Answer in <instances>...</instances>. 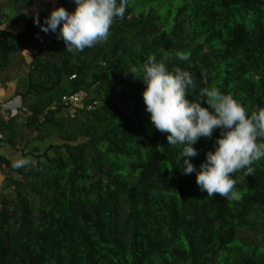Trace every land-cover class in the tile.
Here are the masks:
<instances>
[{
	"label": "trees",
	"instance_id": "trees-1",
	"mask_svg": "<svg viewBox=\"0 0 264 264\" xmlns=\"http://www.w3.org/2000/svg\"><path fill=\"white\" fill-rule=\"evenodd\" d=\"M48 1L0 0V83L24 65L27 86L16 93L23 126L36 140L61 141L21 151L35 167L13 169L0 154V167L20 177L0 191V264H264V235L241 234L264 220V158L254 175L233 174L241 200L207 197L196 173L183 172L184 145L169 146V134L151 124L146 86L129 72L142 77L155 55L169 71L192 75L188 99L216 87L250 115L264 107V0H128L107 42L83 52L65 50L56 33L34 23L50 16L34 11ZM62 5L75 11L74 0ZM21 15L23 30L7 28ZM81 92L82 107L63 103ZM18 113H0L3 133L14 130ZM219 137L217 129L194 145L197 171Z\"/></svg>",
	"mask_w": 264,
	"mask_h": 264
},
{
	"label": "clouds",
	"instance_id": "clouds-1",
	"mask_svg": "<svg viewBox=\"0 0 264 264\" xmlns=\"http://www.w3.org/2000/svg\"><path fill=\"white\" fill-rule=\"evenodd\" d=\"M75 11L70 13L59 7L51 11L44 24L37 16L34 23L44 33H56L67 51L83 52L96 44L106 43L110 29L116 18L123 19L128 0H74ZM181 61H187L189 55L178 52ZM142 77L138 70L131 72L146 86L143 100L150 122L160 133H168L169 146L184 145L181 157L184 160L185 174L196 173V183L207 197L216 195L228 200L239 201L242 198L236 189L234 173L245 170L244 176L254 175L253 165L264 158V107H258L249 115L246 108L218 88H204L200 96L205 99H188V89L194 87V80L188 71L176 67L169 71L166 64L157 61L151 55L144 62ZM199 101H206L209 107H202ZM212 109L213 111L209 110ZM220 137L215 141V151L206 153V160L199 171L191 163V158L199 155L194 145L201 139H211L215 130ZM13 169L35 167L30 158H20L12 162Z\"/></svg>",
	"mask_w": 264,
	"mask_h": 264
},
{
	"label": "rangeland",
	"instance_id": "rangeland-1",
	"mask_svg": "<svg viewBox=\"0 0 264 264\" xmlns=\"http://www.w3.org/2000/svg\"><path fill=\"white\" fill-rule=\"evenodd\" d=\"M63 7L62 0H49L46 4H40L36 5L34 7L35 14H39L42 11H53L55 8ZM7 13H9V19H14L16 17L15 12L12 9H5ZM3 11V12H4ZM18 19L17 24L14 21H9L6 23L7 28H9L12 31H19L23 30L26 25V17L24 15H21ZM44 47H47V44H43ZM33 52L32 49L27 50L23 53L25 56V60L27 63L31 61L30 52ZM16 66L12 69V75L16 78L20 79L18 82L19 88L23 90V86L26 83V68L22 64H15ZM6 86H3V89H6ZM19 116V114H18ZM19 119V118H18ZM5 134V138L7 140H13L18 146L20 150H16L15 147H13L10 144H5L0 148V154L8 157L11 160H16L22 158V152L23 150L32 152L35 148L39 149L41 152L44 151L45 148L48 147L49 144L52 143H58L61 142L57 137L52 136L43 140H36L35 134L32 133L30 130L24 128L23 124H17V126L14 128L13 131H9ZM21 147V148H20ZM18 176L14 175L10 171H8L4 166L0 167V191L2 188L7 185L9 179L8 178H15L17 179ZM20 179V177H18ZM252 218H254L252 216ZM242 235H248V237L252 239L260 238L264 235V220L260 221L258 223L257 228L253 229V227H250L249 229H246L241 232ZM262 245H264V240L262 242Z\"/></svg>",
	"mask_w": 264,
	"mask_h": 264
},
{
	"label": "crops",
	"instance_id": "crops-1",
	"mask_svg": "<svg viewBox=\"0 0 264 264\" xmlns=\"http://www.w3.org/2000/svg\"><path fill=\"white\" fill-rule=\"evenodd\" d=\"M12 77L13 79L11 80V82H8L3 85L0 83V103L11 101L12 108H15V107L21 108L23 104L22 99L20 96L16 95L17 91L22 90L21 88H19V85H18V82H20L19 81L20 79L16 78L13 75ZM24 84L25 85L23 86L24 87L23 89H25L27 86V83H24ZM6 85H7L6 89H3L2 87ZM13 114H15V112ZM18 114L19 116L17 117V124H23L26 121L27 116L25 115V113H22V112H19Z\"/></svg>",
	"mask_w": 264,
	"mask_h": 264
},
{
	"label": "built area",
	"instance_id": "built-area-1",
	"mask_svg": "<svg viewBox=\"0 0 264 264\" xmlns=\"http://www.w3.org/2000/svg\"><path fill=\"white\" fill-rule=\"evenodd\" d=\"M85 96L86 95L82 92L71 95L69 97L66 96V97H63V103L72 104L73 106H76V107H82V105H83L82 102H83ZM90 108H91V106H90ZM19 109H20L19 107L12 108L11 101H6L3 103H0V113L10 112V114L13 116L18 112ZM14 112H15V114H13ZM72 117H73V115H72ZM4 137H5L4 133L0 130V143L4 139Z\"/></svg>",
	"mask_w": 264,
	"mask_h": 264
}]
</instances>
